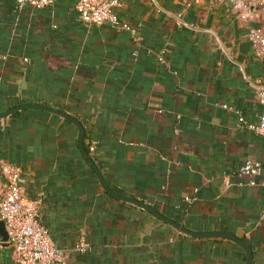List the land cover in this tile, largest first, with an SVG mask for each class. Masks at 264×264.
<instances>
[{
	"label": "crops",
	"instance_id": "1",
	"mask_svg": "<svg viewBox=\"0 0 264 264\" xmlns=\"http://www.w3.org/2000/svg\"><path fill=\"white\" fill-rule=\"evenodd\" d=\"M76 0L19 6L0 0V113L43 104L84 127V146L117 193L192 231L246 239L264 264V59L248 36L256 0H121L112 12L130 30L86 26ZM78 130L41 109L0 118V164L22 168L26 201L38 207L68 264H244L240 245L183 234L104 191L77 146ZM0 264H14L0 246Z\"/></svg>",
	"mask_w": 264,
	"mask_h": 264
},
{
	"label": "built area",
	"instance_id": "2",
	"mask_svg": "<svg viewBox=\"0 0 264 264\" xmlns=\"http://www.w3.org/2000/svg\"><path fill=\"white\" fill-rule=\"evenodd\" d=\"M121 0H76V11L86 26L110 24L116 28L130 30L126 22H120L113 14V8ZM197 2V0H192ZM21 6L35 8L51 6L55 0H16ZM255 5L262 11V19L249 33L248 39L256 57L264 59V0ZM256 98L261 107L258 124L253 129L264 138V79L257 83ZM264 170V164L246 160L238 168L239 174L256 175ZM22 169L11 163L0 164V220L5 223L10 240L0 243L9 245L13 251L14 264H68L74 252H81L86 244L81 242L70 250L56 246L47 229L39 221L38 207L26 201L21 188ZM262 217L264 218V192L262 195Z\"/></svg>",
	"mask_w": 264,
	"mask_h": 264
},
{
	"label": "water",
	"instance_id": "3",
	"mask_svg": "<svg viewBox=\"0 0 264 264\" xmlns=\"http://www.w3.org/2000/svg\"><path fill=\"white\" fill-rule=\"evenodd\" d=\"M29 108L41 109V110H45V111L54 113V114L59 115L60 117H62L64 119L68 120L74 126H76V128L78 130V135H77L78 149H79L80 153L82 154V156L85 158V160L88 162L91 169L93 170V172H94L96 178L98 179L101 187L110 196H112L118 200L134 204L136 206H139V207L147 210L148 212L152 213L154 216H156L160 220L166 222L167 224H169L170 226H172L177 231H179L183 234H186L189 236H195V237H209V236L222 237V238L231 240V241L235 242L236 244L240 245L241 248L244 250V252H245L244 264H251L252 263V247H251V244L246 239L239 238V237L235 236L233 233L228 232L226 230H218V231H192V230H188L183 224L165 217L164 215H162L158 211H156L152 206L145 204L144 202H142L136 198L117 193L112 188H110V186L106 182L104 176L102 175L100 169L98 168L96 162L92 159L90 154H88V152L84 148V145H83V137H84V132H85L84 127L79 122V120L76 119L75 117L67 114L64 111H61V110H58V109H55V108H52L50 106H46L43 104L25 103V104H20V105L14 106V107H12V108L4 111V112H1L0 118H4V117H6V116H8L14 112L21 110V109H29ZM9 240H10V236L6 230L5 223L3 220H0V243H6Z\"/></svg>",
	"mask_w": 264,
	"mask_h": 264
},
{
	"label": "trees",
	"instance_id": "4",
	"mask_svg": "<svg viewBox=\"0 0 264 264\" xmlns=\"http://www.w3.org/2000/svg\"><path fill=\"white\" fill-rule=\"evenodd\" d=\"M56 1V0H55ZM54 4V3H53ZM52 4V5H53ZM51 5V6H52ZM75 9H76V2H75ZM80 122V121H79ZM81 123V122H80ZM83 145H84V137H83ZM84 148H85V146H84ZM85 150H86V148H85ZM87 151V150H86ZM87 162V161H86ZM8 163H11V164H15V163H12V162H8ZM15 165H19V164H15ZM20 166V165H19ZM21 167V166H20ZM91 168V167H90ZM22 169V168H21ZM92 170V169H91ZM92 172H93V170H92ZM39 213V212H38ZM39 221H40V219H39ZM41 223V222H40Z\"/></svg>",
	"mask_w": 264,
	"mask_h": 264
}]
</instances>
